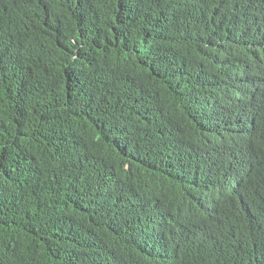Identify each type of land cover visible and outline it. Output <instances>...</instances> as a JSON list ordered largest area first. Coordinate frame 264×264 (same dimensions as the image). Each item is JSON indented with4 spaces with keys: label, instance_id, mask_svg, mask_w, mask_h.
Wrapping results in <instances>:
<instances>
[{
    "label": "trees",
    "instance_id": "1",
    "mask_svg": "<svg viewBox=\"0 0 264 264\" xmlns=\"http://www.w3.org/2000/svg\"><path fill=\"white\" fill-rule=\"evenodd\" d=\"M0 264H264V0H0Z\"/></svg>",
    "mask_w": 264,
    "mask_h": 264
}]
</instances>
